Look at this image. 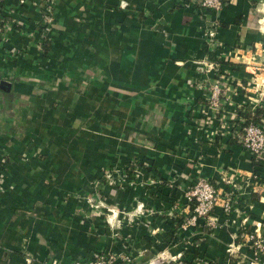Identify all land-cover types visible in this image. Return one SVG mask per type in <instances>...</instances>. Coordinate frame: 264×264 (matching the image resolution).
Listing matches in <instances>:
<instances>
[{"label":"crops","instance_id":"obj_1","mask_svg":"<svg viewBox=\"0 0 264 264\" xmlns=\"http://www.w3.org/2000/svg\"><path fill=\"white\" fill-rule=\"evenodd\" d=\"M0 18V264H253L264 161L235 119L264 127V0H0ZM196 179L231 211L183 229Z\"/></svg>","mask_w":264,"mask_h":264},{"label":"built area","instance_id":"obj_2","mask_svg":"<svg viewBox=\"0 0 264 264\" xmlns=\"http://www.w3.org/2000/svg\"><path fill=\"white\" fill-rule=\"evenodd\" d=\"M189 1L197 2L205 12L217 13L221 10L226 0ZM212 66H214V64H205L206 68ZM222 99V84L220 81H212L209 85L206 98L208 107L215 112L220 111L222 108ZM235 121L243 122L238 116ZM238 140L240 147L253 159L264 161V127L261 126L260 123L251 122L243 127ZM117 172V169H112L111 171L105 170L103 178L116 185L117 182L112 177V174ZM149 183L156 184L159 182L151 180ZM226 183L230 182L226 181ZM184 195L186 201L192 205V209L188 218H186L181 225L183 229L186 228V225L195 226L199 222L212 226L209 222V216L216 206H220L226 214L231 211V197L233 196V192H229L222 197L209 181L196 179ZM261 201H264V198H261ZM244 239L249 248L253 250V264H255L258 253H264V237L254 233L244 235ZM118 257L117 255L109 253L95 254L86 264H117ZM145 264H182V258L180 255L171 256L168 252L161 251L148 258Z\"/></svg>","mask_w":264,"mask_h":264},{"label":"trees","instance_id":"obj_3","mask_svg":"<svg viewBox=\"0 0 264 264\" xmlns=\"http://www.w3.org/2000/svg\"><path fill=\"white\" fill-rule=\"evenodd\" d=\"M238 115L241 118V120L243 121V122L236 121V125H238L237 127L239 128V132H241V129L243 127H245L246 125H248L249 123L259 121L257 110L246 109L244 111H240L238 113ZM7 165H8V160L6 158V154L4 152L0 151V175L3 171V169L5 167H7ZM140 167H142L144 169L143 166H140ZM145 167L147 168L146 165H145ZM117 264H120V262H118Z\"/></svg>","mask_w":264,"mask_h":264},{"label":"rangeland","instance_id":"obj_4","mask_svg":"<svg viewBox=\"0 0 264 264\" xmlns=\"http://www.w3.org/2000/svg\"><path fill=\"white\" fill-rule=\"evenodd\" d=\"M109 254H111V253H109ZM114 255H116V254H114Z\"/></svg>","mask_w":264,"mask_h":264}]
</instances>
